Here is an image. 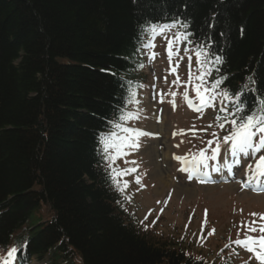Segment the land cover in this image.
<instances>
[{
  "label": "trees",
  "instance_id": "1",
  "mask_svg": "<svg viewBox=\"0 0 264 264\" xmlns=\"http://www.w3.org/2000/svg\"><path fill=\"white\" fill-rule=\"evenodd\" d=\"M169 21L207 46L216 90L258 107L264 0H0V245L25 238L48 264H229L144 231L112 190L104 134L136 104L144 30Z\"/></svg>",
  "mask_w": 264,
  "mask_h": 264
},
{
  "label": "rangeland",
  "instance_id": "2",
  "mask_svg": "<svg viewBox=\"0 0 264 264\" xmlns=\"http://www.w3.org/2000/svg\"><path fill=\"white\" fill-rule=\"evenodd\" d=\"M177 27L171 28L163 36L158 35L157 43L154 48L147 49L155 50L156 55L153 58V64L155 65L158 74H161L163 78H160L157 89L161 92V101L156 102L154 100V91L150 90L144 100L145 117L144 120L139 123V126L145 128L146 130L152 131L154 125H158L162 131L157 132L160 136L158 138H143L144 149L140 150L138 154L140 155L138 166V172L141 169L146 173L143 176L142 181L146 183L143 188L141 185L137 184L134 180L128 181V188L124 190L122 205L127 206L126 210L130 212H135L137 217L140 219H147L146 214L148 208L150 213V226L153 229L154 234L165 235V238H177L183 233V230L189 233L192 229L191 240L197 235L200 236L201 233L207 234V238L204 242H207L206 246L209 251L215 249L219 246L220 237L215 238L212 233L215 229V234L217 236L225 235L231 229H241L246 231V225L252 220H258V217L250 215L251 213H264V191L254 192L250 187H241L247 179V165L252 163V160H244V157H240V161L248 163L240 170L241 176L239 175L238 180L234 179H220L216 181L205 182L203 180H194L190 175L189 170L182 171L185 168L184 163L175 159V157H182L181 150L175 152L171 144V137L177 136V142L189 138V126L187 124L191 121V113L189 110L184 108L187 103L184 99L183 93L188 92L190 98L197 100L196 92L194 90V84L198 81H193V83H187L189 81V73L199 74L200 69L197 64V58L192 55L189 49L182 48L181 42L174 44L172 57L173 68L176 71L180 68L187 70V75H179V83L174 84L172 79V74H169L168 70L165 69L168 66V61L165 59L164 51L166 48V43L173 36ZM167 37V39L165 38ZM162 52V55H157ZM189 56H191V61H189ZM169 83H173V88L170 93V99L166 98L165 90L167 89ZM175 92L176 95L173 96L172 93ZM175 100V108H173L172 101ZM171 107V108H170ZM210 116V111L208 112ZM208 117L205 118V120ZM182 129H184V134H178ZM161 141V142H160ZM185 145L181 146L184 149ZM227 146L225 145V148ZM225 148L219 153L217 159H209L207 161V167L201 165V170L205 173L210 168H214L221 165L233 164L235 158H230L229 154L225 151ZM264 154V152L260 153ZM133 155V153H132ZM132 155L126 153L121 156L122 159H131ZM206 155L211 157L212 148L206 152ZM190 156V153H187ZM224 160V161H223ZM227 160V161H226ZM137 162V161H136ZM138 163V162H137ZM158 168H162L167 171V178L170 183L167 184L164 179L157 177ZM223 170H227V167H221ZM188 169V168H187ZM203 181V182H202ZM242 183V184H241ZM188 185L192 188L193 192L191 195H187L178 191L177 186ZM245 208L244 215L240 219L242 208ZM39 218L35 216L32 221L33 224L36 222H41V220H46L50 218L46 206L43 204L39 211L36 213ZM41 218V219H40ZM161 220V221H160ZM206 221V223H205ZM157 224V226H155ZM245 225V226H242ZM207 226V228H206ZM249 235L258 236L259 233H247ZM193 244L189 245L192 251H199L206 253L207 250L203 249L200 243L196 240ZM177 240H181L178 238ZM183 247H188L187 242H183ZM16 248L18 251V245L11 241L7 248H0V264L8 256V252ZM187 249V248H186ZM190 250V252H191ZM241 252L244 254L243 259H247L252 264H260V261L255 258V255L251 252L246 251L242 247ZM192 253V252H191ZM217 253L209 256L210 261L216 260ZM242 260H240L241 263ZM33 264H40L36 261ZM13 264H18L17 256L15 254V260ZM75 264H79V260H75Z\"/></svg>",
  "mask_w": 264,
  "mask_h": 264
},
{
  "label": "snow or ice",
  "instance_id": "3",
  "mask_svg": "<svg viewBox=\"0 0 264 264\" xmlns=\"http://www.w3.org/2000/svg\"><path fill=\"white\" fill-rule=\"evenodd\" d=\"M180 23L181 27H187V24H183L179 21H176L173 24H149L148 28L144 31L149 33L151 39L146 45L149 48H154V40L157 35L163 36L167 31L171 28L176 27V24ZM190 33H176L172 40L168 41V55L169 58L174 55L173 46L174 44L188 41ZM167 39V37H165ZM155 53H153V58H155ZM195 56L197 58V64L199 66L200 72L199 74L189 73V81L187 83L191 84L193 81H198L195 83L194 90L196 92V96L199 99V105H195L193 100L189 98L188 92L185 91L183 93L184 99L187 102L188 106L193 108L194 111L200 112L203 111L204 108L214 106L213 102L216 98V89L224 82L226 77H221L212 83L211 87H206V78L211 74L210 69L208 68L209 63V51L207 46H197L195 50ZM189 61H191V56H189ZM217 63H222L221 57H216ZM139 67H143V65H139ZM172 71L175 73L176 69L173 68ZM250 79V78H249ZM174 84L179 83V76L177 75L176 80L173 81ZM142 87V85H141ZM173 96L176 95L175 92L172 93ZM225 98L233 99V96L228 91H223L220 93ZM243 93L237 94L235 96L236 101V109L235 112L231 113L233 117L236 116L237 113H244L240 116V119L237 120L233 118L231 120L227 119V116L223 118V122L218 124V127L223 129L225 124L228 123L231 125V130L228 135L222 138L223 144L227 147L225 151L229 154L230 158H235L233 160V164H240V157L250 158L253 162L247 165V179L243 183L242 187H252L256 185L257 190L264 191V187H261L264 184V154H260L264 152V99H261L258 102V107L249 108L246 104H244L240 100V96ZM136 93L133 91L131 93L132 99L131 102L139 103L138 100H135ZM163 102V100L161 101ZM173 108H175V100L172 102ZM221 111L227 112L226 108H222ZM138 118V113H126L119 117L120 120L127 121L131 119ZM218 120L221 118L218 117ZM116 127L121 129L125 135L119 136L116 133H111V135L106 136L103 140L104 143V151L107 153L105 157L109 161V167L111 168V179L114 184L117 185L120 191H124L127 188L128 184L125 181L123 186L121 187L119 177L130 174L131 172L136 171V168L132 169H117L114 167L115 161L119 159L121 156L125 155V148H130L132 150H136L139 147V138L143 136L151 135V133H147L138 129H130L128 127H124L122 124H116ZM211 127V125H209ZM178 134H184V131L181 130ZM214 140L208 141L209 147L213 143H215L216 147L212 148L211 157L206 155L207 149H202L198 155L193 156L192 163L194 167L196 165H203L207 167V161L209 159L215 160L219 156L220 148H221V138L216 136V133H213ZM179 145H177L178 147ZM110 149L112 151H110ZM175 159L182 161L183 163H189L187 157L177 156ZM135 164V161L132 162ZM233 164H226L225 167L228 168L229 171L232 170ZM182 171H187V168L181 169ZM219 171V169H216ZM203 182V181H202ZM136 183H140V177H136ZM250 215L254 217H258V220H252L248 222L246 225L247 233H259L258 236H253L249 234H245L244 239L237 238L235 241H231L230 244L225 247L230 248L232 244H235L238 247H242L248 252H251L255 255V258L260 261V264H264V213H251ZM206 223V221H205ZM242 226H245L242 224ZM215 229H213V233ZM223 252V250H221ZM17 253L16 248H12L8 252L7 258L4 259L3 264H13L15 260V254ZM238 255V253H236Z\"/></svg>",
  "mask_w": 264,
  "mask_h": 264
},
{
  "label": "bare ground",
  "instance_id": "4",
  "mask_svg": "<svg viewBox=\"0 0 264 264\" xmlns=\"http://www.w3.org/2000/svg\"><path fill=\"white\" fill-rule=\"evenodd\" d=\"M154 127V129L153 130H157L158 132H161L162 131V129L158 126V125H154L153 126ZM161 142V141H160ZM216 169H219V168H216ZM212 170V171H210L209 172V174L207 175V178L209 179V180H214V179H219V178H222V177H225V176H227V174H224L223 173V171H222V169H219V171H217V170ZM196 171V170H195ZM158 174H157V177L158 178H160V179H164V181L167 183V184H169L170 183V180L167 178V171H165V170H163L162 168H158ZM234 172L232 171V174H233ZM177 188H178V191H180V192H182V194L183 193H186L188 196L189 195H191L192 194V192H193V190H192V188H190V187H188V185H183V186H180V185H178L177 186Z\"/></svg>",
  "mask_w": 264,
  "mask_h": 264
}]
</instances>
